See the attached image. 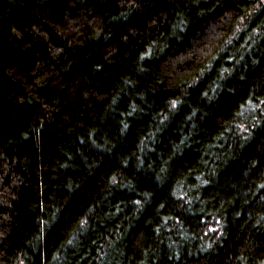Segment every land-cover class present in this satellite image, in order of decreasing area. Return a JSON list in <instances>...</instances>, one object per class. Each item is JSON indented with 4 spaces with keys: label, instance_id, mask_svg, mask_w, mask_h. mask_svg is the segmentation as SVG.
Wrapping results in <instances>:
<instances>
[{
    "label": "trees",
    "instance_id": "trees-1",
    "mask_svg": "<svg viewBox=\"0 0 264 264\" xmlns=\"http://www.w3.org/2000/svg\"><path fill=\"white\" fill-rule=\"evenodd\" d=\"M0 264H264V0H0Z\"/></svg>",
    "mask_w": 264,
    "mask_h": 264
},
{
    "label": "clouds",
    "instance_id": "clouds-1",
    "mask_svg": "<svg viewBox=\"0 0 264 264\" xmlns=\"http://www.w3.org/2000/svg\"><path fill=\"white\" fill-rule=\"evenodd\" d=\"M125 127H127V126L125 125Z\"/></svg>",
    "mask_w": 264,
    "mask_h": 264
}]
</instances>
